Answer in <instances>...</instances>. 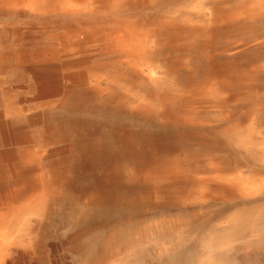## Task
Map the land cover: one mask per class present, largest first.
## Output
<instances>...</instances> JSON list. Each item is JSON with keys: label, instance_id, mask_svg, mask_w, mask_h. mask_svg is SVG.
Returning <instances> with one entry per match:
<instances>
[{"label": "bare ground", "instance_id": "6f19581e", "mask_svg": "<svg viewBox=\"0 0 264 264\" xmlns=\"http://www.w3.org/2000/svg\"><path fill=\"white\" fill-rule=\"evenodd\" d=\"M264 262V0H0V264Z\"/></svg>", "mask_w": 264, "mask_h": 264}, {"label": "rangeland", "instance_id": "374dc122", "mask_svg": "<svg viewBox=\"0 0 264 264\" xmlns=\"http://www.w3.org/2000/svg\"><path fill=\"white\" fill-rule=\"evenodd\" d=\"M227 264H264V262L261 260H258V258H253L252 260L245 262L244 259H242L241 257H238V258H233L232 260H229Z\"/></svg>", "mask_w": 264, "mask_h": 264}]
</instances>
